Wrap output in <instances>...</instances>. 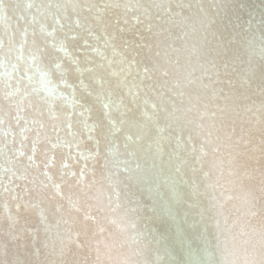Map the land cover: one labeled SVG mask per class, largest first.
Returning <instances> with one entry per match:
<instances>
[{"label": "bare ground", "instance_id": "obj_1", "mask_svg": "<svg viewBox=\"0 0 264 264\" xmlns=\"http://www.w3.org/2000/svg\"><path fill=\"white\" fill-rule=\"evenodd\" d=\"M0 264H264V0H0Z\"/></svg>", "mask_w": 264, "mask_h": 264}, {"label": "water", "instance_id": "obj_2", "mask_svg": "<svg viewBox=\"0 0 264 264\" xmlns=\"http://www.w3.org/2000/svg\"><path fill=\"white\" fill-rule=\"evenodd\" d=\"M158 126H160V125H158ZM160 127H161V129H164L163 126H162V124H161ZM160 127L158 128V132H160ZM121 167H122L123 171H125L124 166L122 165V166H120V168H121ZM135 170H136V173H141V171H142V169H141L139 172H137V171L139 170L138 165L135 166ZM126 172H127V174L130 173L129 170L126 171ZM138 199H139L140 201L143 200L140 196L138 197Z\"/></svg>", "mask_w": 264, "mask_h": 264}]
</instances>
